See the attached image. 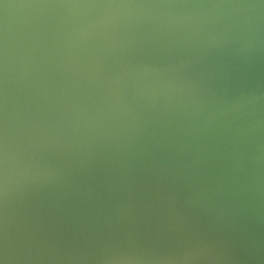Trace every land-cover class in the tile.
Listing matches in <instances>:
<instances>
[{
    "label": "water",
    "instance_id": "water-1",
    "mask_svg": "<svg viewBox=\"0 0 264 264\" xmlns=\"http://www.w3.org/2000/svg\"><path fill=\"white\" fill-rule=\"evenodd\" d=\"M87 2L235 0H3ZM257 12L264 30V9ZM5 20L0 3V48ZM82 22L78 11L62 8L7 10L10 109L34 111L44 128L17 138L6 202L0 192V246L6 213L10 264H101L108 250L177 255L198 241L207 247L190 264H264V164L248 163L255 146H264V46L248 59L227 52L201 57L178 34L146 20L116 29L122 46L115 52L95 44L69 48L67 33ZM30 34L37 35L34 47ZM29 55L34 62L25 83L18 73ZM136 65L150 69L142 82L174 80L191 89L174 88L167 100L134 97L128 75L117 97L111 75ZM249 89L258 96L257 132L243 134L247 111L203 122L208 104L225 106ZM41 90L46 96L36 95ZM253 179L258 184L249 191ZM234 181L238 195H226Z\"/></svg>",
    "mask_w": 264,
    "mask_h": 264
},
{
    "label": "clouds",
    "instance_id": "clouds-1",
    "mask_svg": "<svg viewBox=\"0 0 264 264\" xmlns=\"http://www.w3.org/2000/svg\"><path fill=\"white\" fill-rule=\"evenodd\" d=\"M5 10V24L3 45L0 48V192L3 193L5 202L9 193L10 167L15 156L17 138L23 136L30 139L34 135H42L44 128L36 118L35 112L25 110L17 113L10 109V63L8 44L7 10L16 8L42 9L62 8L70 12L78 11L83 16V22L72 26L68 31L65 43L69 48L77 45H98L99 50L105 53L115 52L122 42L118 41L114 33L116 29L125 24L131 26L143 23L146 20L155 22L158 28L167 32L178 34L179 42L191 49L201 57L208 54L227 52L237 59H248L264 46V30L258 18L259 13L253 14V10L264 9V0H256L255 3L235 0V2L193 3V4H143V3H63V4H8L2 3ZM163 9V12H146L145 10ZM172 9L177 11L173 12ZM27 25V19L24 21ZM26 40L34 47L37 43V35L30 34ZM30 52V48L25 49ZM33 58L26 56L19 66V77L30 83ZM186 61L181 59L179 65L183 67ZM155 71V69H151ZM147 65L126 66L124 70L113 73L109 84L114 94L120 95L119 85L125 76L131 75L132 95L145 99H155L163 96L169 98L171 91L191 89V85L178 81H141L140 77L149 72ZM38 96H46V91L41 90ZM35 99V97H32ZM258 99L255 91L249 89L246 93L237 94L232 101L225 105L208 104L211 110L205 116L204 123L208 124L217 115L229 113H248V123L243 129L244 135H250L259 130L261 120L255 116L252 109L253 102ZM192 103L198 104L195 98ZM249 167L264 164V146L257 144L248 157ZM240 171L238 163L232 167L233 176ZM223 183L222 181L220 182ZM258 184V180H250L248 190L251 191ZM226 195H238L237 184L226 185ZM199 196V193H197ZM203 198V197H201ZM207 247L203 241H198L192 247L185 248L177 255H153L137 250H108L101 257V264H190L195 260L199 252ZM0 264H10L9 241L7 233V215L4 220L3 243L0 246Z\"/></svg>",
    "mask_w": 264,
    "mask_h": 264
},
{
    "label": "snow or ice",
    "instance_id": "snow-or-ice-1",
    "mask_svg": "<svg viewBox=\"0 0 264 264\" xmlns=\"http://www.w3.org/2000/svg\"><path fill=\"white\" fill-rule=\"evenodd\" d=\"M0 3H3V0H0Z\"/></svg>",
    "mask_w": 264,
    "mask_h": 264
}]
</instances>
